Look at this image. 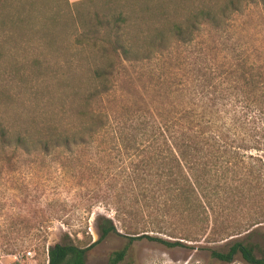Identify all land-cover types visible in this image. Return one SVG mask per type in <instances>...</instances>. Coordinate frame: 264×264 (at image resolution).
Listing matches in <instances>:
<instances>
[{
	"label": "trees",
	"instance_id": "1",
	"mask_svg": "<svg viewBox=\"0 0 264 264\" xmlns=\"http://www.w3.org/2000/svg\"><path fill=\"white\" fill-rule=\"evenodd\" d=\"M148 1L138 4L130 20L120 18L108 30V45L87 53L93 60L80 68V75L72 70L68 102L73 123L22 125L19 131L0 122V160L7 165L21 156H52L63 160L66 174L80 160L98 173L107 171L105 158L115 153L121 165L111 177L120 190L108 201L115 218L146 211L151 219L146 227L121 234L111 219L97 216L96 241L80 246L65 233L48 246L46 264H85L87 252L110 234L127 240L108 258L107 264H119L141 238L167 248L200 242L199 235L214 222L216 206L225 211L220 231L225 235L234 226L227 222L232 218L228 211L248 204L264 209V184L261 190L258 182L264 172V47H243L229 33L244 7L264 9V0ZM1 23L12 30L5 34L9 40L22 39V18ZM130 71L136 78H151L144 86L148 93L138 94L141 101L152 97L146 106L135 103L133 109L123 96L115 97ZM158 105L161 110L154 113L151 107ZM245 161L261 167L241 173L238 164ZM209 250L221 264H239L237 259L264 264V245L247 239Z\"/></svg>",
	"mask_w": 264,
	"mask_h": 264
},
{
	"label": "rangeland",
	"instance_id": "2",
	"mask_svg": "<svg viewBox=\"0 0 264 264\" xmlns=\"http://www.w3.org/2000/svg\"><path fill=\"white\" fill-rule=\"evenodd\" d=\"M146 1L82 0L70 4L67 0H0V122L19 131L22 125L73 123L68 102L72 70L78 69L80 75V68L93 60L87 53L108 45V30L118 24L120 18L130 20L139 10L138 4ZM15 18H22V39L9 40L5 34L12 30L1 21ZM229 33L234 39L237 37L243 47H264V9L244 7ZM195 45L199 46L200 40ZM188 69L189 65L182 73H187ZM149 78H136L130 71L117 86L115 97L123 96L124 103H131L129 107L133 109L135 103L145 105L144 101L152 97L147 94L141 101L138 94L142 90L148 93L144 86H150ZM64 95L68 97L64 99ZM157 107H151L156 109L154 113L162 106ZM130 118L136 120V117ZM102 147L110 150L109 145ZM115 155L106 156L107 171L98 173L88 171L84 160L76 162L75 170L67 174L62 171L60 162L63 160L52 156L35 160H22L21 156L8 165L0 160V264H46L48 246L63 240L65 233L75 243L78 239L80 246L94 242L98 238L97 216L111 219L121 234L136 226L146 227L151 221L146 211L131 218L120 214L122 220L119 221L113 205L108 202L115 197L116 190H120V185L111 177L121 165ZM262 163L264 165V159ZM238 166L243 169L241 173L254 166L261 167L254 161ZM258 182L262 190L263 171ZM96 196L98 198H94ZM232 210L228 211L232 218L227 222L234 226L227 235L220 232L226 223L221 214L225 211L216 206L212 214L214 222L199 235L200 242L184 241L187 246L167 248L141 238L132 243L119 264H221L209 256V249L225 250L233 241L246 239L264 245L261 204ZM243 215L246 217L239 223L238 218ZM126 241L125 237L110 234L87 252L85 264H107L110 254L121 249ZM236 262L241 264L239 259Z\"/></svg>",
	"mask_w": 264,
	"mask_h": 264
},
{
	"label": "crops",
	"instance_id": "3",
	"mask_svg": "<svg viewBox=\"0 0 264 264\" xmlns=\"http://www.w3.org/2000/svg\"><path fill=\"white\" fill-rule=\"evenodd\" d=\"M82 0H67L68 3L70 4H74V3H77V2H80Z\"/></svg>",
	"mask_w": 264,
	"mask_h": 264
}]
</instances>
